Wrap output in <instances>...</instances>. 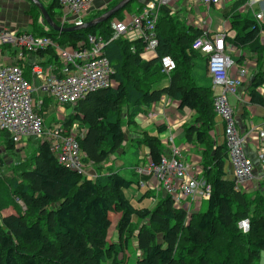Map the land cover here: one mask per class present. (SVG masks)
<instances>
[{"label": "trees", "instance_id": "trees-1", "mask_svg": "<svg viewBox=\"0 0 264 264\" xmlns=\"http://www.w3.org/2000/svg\"><path fill=\"white\" fill-rule=\"evenodd\" d=\"M138 1L142 6L148 0ZM247 1H236L225 16L229 20L225 44L229 43L233 50L245 48L252 55H264L261 36L264 35V23L236 14ZM131 3L94 28L68 34H57L44 21H38L40 13L31 5L30 9L37 16L35 26L28 18L31 34L48 36L63 48H75L81 41L86 42L88 35L108 41L112 36L110 22L112 19L123 20L119 15L125 17ZM112 7L111 4L94 12L86 21ZM56 8H59L57 0H52L46 10L58 25ZM168 8H161L156 26V58L142 59L145 43L141 39L131 41L123 36L111 41L104 48V54L114 71L112 78L117 86L87 94L74 106L67 107L71 110L67 118L57 123L67 135L75 125L84 130L76 142L83 162L96 170L122 148L124 117L131 123L141 109L158 104L162 98L177 102L180 110L194 112L193 124L184 130L185 140H194L203 146L207 141V132L215 121L213 92L211 88L196 86L188 71L189 66L193 68L196 57L201 58L199 53L191 51V44L202 33L186 27ZM177 26L184 30L179 29L181 34H178ZM230 32L233 34L228 35ZM36 54L60 68L53 50ZM164 56L171 57L176 64L169 75L162 73L159 65ZM241 62L237 60L238 65ZM20 65L25 77L30 79L32 66ZM153 78L156 80L149 83ZM164 79H168L166 85L157 87ZM258 88L263 89L260 96ZM249 97L250 103L264 105V72L257 71L252 76ZM40 113L43 114V110ZM1 133L5 150L14 151L8 134ZM141 144L148 149V158L155 164L165 153L158 138L144 135ZM208 150L206 147L205 151ZM206 158L207 169H210L208 172L203 170L202 175L210 186L206 209L192 214L187 221L185 209L176 206L169 196L158 199L152 210L133 206L124 192L133 186L139 189L134 176L135 179L132 176L126 178L110 172L91 180L58 164L49 142L40 140L34 154L16 165L9 177L0 174V211L9 206L15 209V212L0 217V264H129L126 251L134 217L149 222V226L143 225L132 234L140 253L135 264H256L264 252V196L257 194L255 199L249 200L235 188L234 181L225 179V145L216 147ZM253 163L255 167L260 165L255 160ZM261 179L260 185L264 189V175ZM5 187L10 189L9 192L4 191ZM150 191L147 190L143 197L147 198ZM112 214L119 216L118 240L108 243ZM244 219L249 220L247 234L237 226Z\"/></svg>", "mask_w": 264, "mask_h": 264}, {"label": "built area", "instance_id": "built-area-1", "mask_svg": "<svg viewBox=\"0 0 264 264\" xmlns=\"http://www.w3.org/2000/svg\"><path fill=\"white\" fill-rule=\"evenodd\" d=\"M94 1L57 0L60 9V13L55 16L57 26L71 28L87 22L86 19L95 12ZM173 3L174 0H148L132 16L125 15L123 20L112 19V36L108 41L96 35H88L86 42L81 41L75 48H63L48 36H33L0 24V132L7 133L16 148L32 138L49 142L58 164L86 177L89 165L83 162L76 142V138L81 137L84 130L75 137L72 131L67 135L61 124L44 131V119L40 113L42 100L35 98L42 99L45 96L53 99L57 105L72 107L91 92L111 88L114 71L104 54V48L123 36L131 41L141 39L145 43L142 57L156 58V26L160 10ZM198 3L209 10L219 7L221 0H198ZM262 15L263 13L256 14V20L261 21ZM40 22L43 21L40 19ZM219 31L210 34L207 25L201 36L193 40L191 51L199 53L206 60L207 74L214 91L213 111L223 125L227 158L238 190L247 182L258 180L253 161L261 163L263 153L250 156L244 146L250 136H256L264 145V115L261 127L254 128L253 124H249L245 133L239 132L228 99L236 95L246 81L248 70L244 64L236 67L225 44L226 32ZM47 49L53 50L60 68L47 63L46 57L37 56V52ZM23 63L32 66L30 79L25 77L20 65ZM159 65L166 75L176 68L174 60L169 56L160 58ZM34 82H38V85ZM75 128L77 127L74 126L73 129ZM167 144L170 147L165 150L158 163L148 160L145 165L130 169L138 180L139 188L146 187L150 180H154L157 183L156 190L161 191L163 197L169 196L174 204L181 207L183 196L191 200H207L210 186L197 176L191 165L181 162L180 150L172 144V137L167 139ZM262 175L264 172L261 177ZM237 226L243 234L249 232L248 219L241 220Z\"/></svg>", "mask_w": 264, "mask_h": 264}, {"label": "crops", "instance_id": "crops-1", "mask_svg": "<svg viewBox=\"0 0 264 264\" xmlns=\"http://www.w3.org/2000/svg\"><path fill=\"white\" fill-rule=\"evenodd\" d=\"M111 1L95 0L94 1L95 12L102 11L105 8L109 7ZM182 1H186V0H174V3L168 6L169 7L168 9L171 10V14L183 21L186 20L185 22H192V20L195 19L194 27L197 30H199L202 33L203 31L202 28L208 25L209 33L215 34L217 32H220L219 30H224L225 32L228 30L229 20L225 18V16H227L230 13L233 4L238 0H221V5L219 7L224 12L222 26H220L219 21L217 24H213V22L211 21L209 12L210 9L212 8H210L209 10H207L206 8V12L201 14L199 12L198 7L202 5L198 3V0H192L191 7L190 6L182 7L180 5ZM8 4H11V6L13 7L7 8ZM24 4L26 3L22 2L21 0H0V10L7 9L8 11H10L11 9H13V11H15L16 14H18L21 13L23 10L28 11L27 4H26L27 7ZM142 6H144V4ZM193 12L196 13V16H194ZM237 13H239L243 18H249V19H256L255 18L256 14L263 13L262 15L263 18L260 23H264V0H248L245 5L239 8ZM28 18L29 17H27L23 21V26L30 25V20ZM21 24L22 23H20V25ZM11 26L16 28L15 24H11ZM190 27H193V23ZM232 34L233 32L228 33V35H232ZM261 36L263 37L264 35L262 34ZM227 48L229 51V56L236 63V67H239L238 65L239 63H237V60L233 56L234 52L229 47ZM142 59L153 60L155 58H148L147 56H145V58L142 57ZM204 65L206 66V60ZM200 66L201 65H196L195 62L193 64V67L199 68ZM247 70H248L249 78L247 77L246 81L237 90L236 95L230 96L228 99L229 104L233 110V114L237 120V126L240 133H245L249 128V124H253L254 128L261 127L263 123V115H264V105L250 103L249 86L252 80V76H254L255 73L253 72L252 69L247 68ZM203 75L205 77L202 80V82L198 83L195 79L196 86L211 88L212 85L207 72L203 71ZM215 91L217 92V90ZM257 92L260 96V94L263 93V89L258 88ZM35 99L42 100L39 98H35ZM43 108H41V110H43ZM194 115H195L194 112H190L187 109L180 110L178 108L177 102L171 100L167 101L166 98H162L158 104L150 107H144L143 109H141L138 112V114L132 119L131 123H128L126 117H124L125 120L123 123V132L125 139L123 146L118 152L110 156V158L105 163H103L102 166L104 168L108 167L109 170L110 169L112 170V173L114 172L119 173L126 178L130 176L132 177L134 176L136 178V176L133 174V172L130 169L135 166L145 165L149 160L148 158L149 151L143 144H141V140L144 137V135L158 138L166 151L170 147L167 144V139L172 137V144L180 150L181 162L191 165L197 176L199 178H202V174H201V172L203 171V165H201L202 164L201 160L203 157L202 154L204 153L206 147L210 149L208 150L209 152L207 151V154L212 155L216 147H220L224 145L223 125L222 122L216 117L213 126L207 132L208 141L204 144V146L198 144L194 140L192 142H188L187 140H185L184 130L186 127L193 124L195 118ZM192 120L193 122H191ZM51 126L52 125H50V127ZM80 131L81 130L79 129V132ZM244 148L246 152L250 154V156H255V153L257 154L258 152L263 153L262 162L260 163V165L255 167L257 172V178L259 179L261 177V174H263L264 172V145H262L256 139V136H250L249 138H247ZM223 171L226 180L234 181L232 166L228 161V158L225 159ZM97 175H100L99 172L97 173ZM149 182L150 183L148 184L149 185L148 188L151 187L155 189V190H151L149 195H152V197H158V199L162 198L163 197L162 192L156 190L157 183H155L154 180H150ZM244 187L245 186H243V188ZM198 200L202 201L200 206H198L199 204ZM204 202L206 203V200L204 199L196 198L194 200H191L190 198L189 199L184 198L182 199L181 204L183 208L185 207V205L189 206L190 211L193 210L194 207L196 208L198 206V211H200Z\"/></svg>", "mask_w": 264, "mask_h": 264}, {"label": "rangeland", "instance_id": "rangeland-1", "mask_svg": "<svg viewBox=\"0 0 264 264\" xmlns=\"http://www.w3.org/2000/svg\"><path fill=\"white\" fill-rule=\"evenodd\" d=\"M39 1L45 8H47L52 3V0H39ZM119 1L120 0H112L109 5L112 4V6H114ZM191 1L192 0L182 1L180 5L182 7L183 6H190L191 7ZM11 4H13V3H11ZM11 4H8L7 8L13 7V6H11ZM139 4L140 3L138 0H134L133 3H131V6L127 7L126 10L129 13H127L125 15L132 16L134 13H136V11H139L142 8V6L138 7ZM24 5L26 6V4H24ZM27 6H26L28 8L27 12H26V10H23L21 13H18V14H16V12L13 11V9H11L10 11H8L7 9L0 10V23H2L5 26H9V27H12L11 24H15L16 25L15 29L20 30V31H25L28 33H32L31 26L30 25L23 26V21L27 17H29L31 21L33 20V23L35 26L36 25L35 19L37 18V16L32 11V9H30L31 6L28 4H27ZM137 7H138V9H137ZM198 9H199V12L201 14L206 12V8H204L202 6H199ZM238 10L239 9H237V12H238ZM54 13L56 15L59 14L60 9L59 8L54 9ZM223 13L224 12L221 10L220 7L219 8L212 7V9H210L209 15H210V19L213 22V24H217L219 21L220 26L223 25V22H222L223 21ZM193 14H194V16H196L195 12H193ZM236 14H239V13H236ZM119 17L124 19V14L123 15L120 14ZM38 19H39L38 21H40V19L42 20V17L40 16V18H38ZM179 20L183 21L181 19H179ZM185 21L186 20H184L183 23L185 24L186 27H190L193 23L192 28L196 29L194 27L195 19L192 20V22H185ZM258 22H261V21H258ZM20 23H22V24L20 25ZM34 26H33V29H34ZM176 29L179 32L178 34H181V31H184L183 29H181L178 26L176 27ZM205 29H207V26L203 27V30H205ZM156 32H157V29H156ZM263 39H264V36L262 37V40ZM226 46L229 47L234 52L233 56L235 57L236 60H242L241 64H244L245 67L252 69L255 74L257 73V71L264 72V55H257V54L252 55L245 48L233 50L229 43H227ZM195 64L201 65V66L199 68L193 67L192 69L189 66L188 71L190 72V76H192L194 79H196V81L198 83H200V82H202V80L205 77L203 75V71H206V66L204 65L205 59L202 57L201 58L196 57ZM248 78H249V75H248ZM155 80L156 79H154V78L150 79L149 83L154 82ZM167 80L168 79L162 80V82L159 84V86L157 85V87L165 86L166 84H163V83H167ZM34 83H37V85H38V82H34ZM116 86H117V82L115 80H113V86L111 88H115ZM145 87H146V85L144 86V89H145ZM99 90H101V89H99ZM47 99L48 98L44 96L42 98V101H41V102L44 101V104L42 105V108L44 107L43 108L44 113H43V115L41 114L43 116V119H44V125H43L44 131L48 130V128H50V125H52L51 127L58 126L56 124L63 122L67 118L68 114L71 111L70 109L68 110L66 106L57 105L53 99H50V100L49 99L47 100ZM167 101H170V99H167ZM47 103H48V106H47ZM124 109L125 108H123V111H124ZM194 116H193V118H194ZM215 118H216V116H215ZM191 122H193V120ZM78 132H79L78 128L73 129L72 130L73 137H75V135H77ZM3 141H4V137L1 133L0 134V174H2L1 176H4V177H9L12 174V171L16 165H18L21 161L27 159L28 157H31L34 154V150L37 149L38 143L40 142V140L38 138H32L30 141L22 143L20 145V147L15 148L14 151L7 152L5 150L4 145H3ZM205 152L206 151L204 150V153L202 154L203 157L201 160L202 161L201 165H203L204 172H206V171L208 172V171H210V169L209 170L207 169V165L209 166V163H208V158H206V160H205V156L207 155V152L206 153ZM94 169H95L94 167L89 165V167H88V173L89 174L86 173V178H89V179L91 178V180H95V178L98 177V175H97L98 172L102 176L107 175L110 172H112L111 169L109 170L108 167L104 168L103 166L100 170H94ZM90 173H93V174H90ZM201 174L203 175V171L201 172ZM261 183H262L261 178H259L258 180L249 181L245 185H243V186H245L244 188H243V186L238 188V191H241L243 194H245L246 198H248L249 200L250 199L252 200L253 198L255 199L257 194H262L264 196V189L261 187V185H260ZM148 187H149V185H148ZM9 190L10 189L7 187L4 188V191L6 193L9 192ZM147 190H155V189H153L151 187L150 188L144 187V188L136 189V187L133 186L129 190H125L124 195L127 199H129L131 201L133 206H135L137 208L147 207L149 210H152L157 204L158 197H152V195H148L147 198H144L143 196ZM184 198L185 197L183 196L182 199H184ZM198 201H199L198 206H200L202 201L201 200H198ZM175 205L177 206V203H175ZM198 206L196 208L194 207V209L190 211L189 206L185 205L184 208H185V211L187 214V221H189L191 219L192 214L196 215V214H199V213L205 211V209H206V203L205 202L203 203V206H202L200 211H198ZM13 208L14 207L9 206L8 208L0 211V217H4L6 215H9V214L15 212V209H13ZM118 218H119L118 215H114V214L111 215V226H110L109 232H108V243H115L118 240L117 230H116ZM143 225L149 226L148 220H138L135 217L133 218L132 231L130 234H128L129 244H128V248L126 251L129 264H135V260H136L137 256L140 255V253L136 250V242L134 239L135 235L132 236V234L133 233L136 234L137 230H139ZM256 264H264V252L261 253V257Z\"/></svg>", "mask_w": 264, "mask_h": 264}, {"label": "water", "instance_id": "water-1", "mask_svg": "<svg viewBox=\"0 0 264 264\" xmlns=\"http://www.w3.org/2000/svg\"><path fill=\"white\" fill-rule=\"evenodd\" d=\"M29 3H31L40 13V16L42 17V20L47 25L49 29H51L53 32L57 34H68L76 31L81 30H88L91 28L96 27L98 24L104 23L105 21L109 20L110 18L115 17L117 13H119L121 10L125 8L129 3H131L133 0H120L115 6L110 8L108 11L100 15L99 17L85 22L81 26H75L71 28H61L57 26L49 17L48 12L46 8L40 3L39 0H27Z\"/></svg>", "mask_w": 264, "mask_h": 264}, {"label": "flooded vegetation", "instance_id": "flooded-vegetation-1", "mask_svg": "<svg viewBox=\"0 0 264 264\" xmlns=\"http://www.w3.org/2000/svg\"><path fill=\"white\" fill-rule=\"evenodd\" d=\"M22 2H24V3H26V4H28V5H32L31 3H29L27 0H21Z\"/></svg>", "mask_w": 264, "mask_h": 264}]
</instances>
